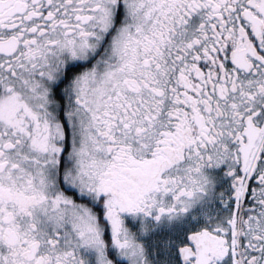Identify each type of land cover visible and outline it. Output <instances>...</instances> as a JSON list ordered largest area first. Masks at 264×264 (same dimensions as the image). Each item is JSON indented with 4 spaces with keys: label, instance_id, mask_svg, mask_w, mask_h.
Wrapping results in <instances>:
<instances>
[{
    "label": "snow or ice",
    "instance_id": "6c2138e0",
    "mask_svg": "<svg viewBox=\"0 0 264 264\" xmlns=\"http://www.w3.org/2000/svg\"><path fill=\"white\" fill-rule=\"evenodd\" d=\"M0 264H264V0H0Z\"/></svg>",
    "mask_w": 264,
    "mask_h": 264
}]
</instances>
